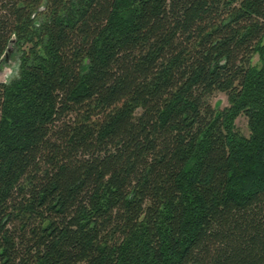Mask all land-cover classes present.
I'll return each instance as SVG.
<instances>
[{"label":"trees","instance_id":"16d2710c","mask_svg":"<svg viewBox=\"0 0 264 264\" xmlns=\"http://www.w3.org/2000/svg\"><path fill=\"white\" fill-rule=\"evenodd\" d=\"M10 50L0 264H264V0H0Z\"/></svg>","mask_w":264,"mask_h":264},{"label":"rangeland","instance_id":"374dc122","mask_svg":"<svg viewBox=\"0 0 264 264\" xmlns=\"http://www.w3.org/2000/svg\"><path fill=\"white\" fill-rule=\"evenodd\" d=\"M3 64L0 68V80L4 82H10L14 78H16L19 74V64H20V57L18 53H13V51H9L8 54L3 59ZM5 62V63H4ZM258 62V58L256 57L255 63ZM213 105H219L220 109L225 108L228 106V99L225 94H218L212 99ZM236 126L244 135H249L248 129V121L245 117H240L237 122Z\"/></svg>","mask_w":264,"mask_h":264}]
</instances>
